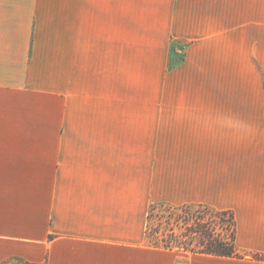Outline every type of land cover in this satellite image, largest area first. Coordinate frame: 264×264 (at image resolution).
<instances>
[{
    "label": "crops",
    "instance_id": "obj_1",
    "mask_svg": "<svg viewBox=\"0 0 264 264\" xmlns=\"http://www.w3.org/2000/svg\"><path fill=\"white\" fill-rule=\"evenodd\" d=\"M138 11L0 0V264H178V250L147 239L154 204L230 210L237 248L264 255V101L125 97L131 60L146 75L155 49ZM156 13L160 59L171 38L194 40L171 75L194 56L221 59L201 48L212 33L202 15ZM188 264L264 260L193 253Z\"/></svg>",
    "mask_w": 264,
    "mask_h": 264
},
{
    "label": "rangeland",
    "instance_id": "obj_2",
    "mask_svg": "<svg viewBox=\"0 0 264 264\" xmlns=\"http://www.w3.org/2000/svg\"><path fill=\"white\" fill-rule=\"evenodd\" d=\"M170 5L177 11L178 22L185 24L190 14L202 15L203 19L209 22L212 29L210 41L205 42L201 48L210 49V56L218 54L221 59L207 60L194 56L191 59L193 64L188 70L170 74L172 68L183 62L188 48L194 42L171 38L168 58L160 59L157 47L161 38L158 31L160 32L161 28L157 25L160 21L155 19L158 15L156 11H168ZM130 6L131 12L144 11L150 19L140 21V26L146 30V35L141 39L155 49L152 55H148V50L146 52V63L151 64L146 67V75H141V69L138 70L139 61L131 60L134 70L131 72L129 89L124 91L125 97L264 101V0H130ZM163 15L165 13L162 12V20L165 19ZM131 23L135 24V21L131 20ZM223 25L224 28H220ZM135 26L137 27V24ZM135 26L133 28L131 24L130 34L131 40L137 41ZM134 54L131 53V58ZM159 66H164L162 73H159ZM114 94H120V91L115 90ZM261 110L264 113V107ZM258 126L255 145L264 146V123H259ZM215 210L218 209L203 204L156 206L150 210L147 239L150 243L160 246L173 243L180 255L178 264H188L193 253L179 250L177 242H190L192 238H196L198 235L191 234V229H206L210 226L218 234H230L231 226L228 221L217 218ZM192 241L194 243L196 240ZM237 250L239 256H254L239 248ZM9 264L22 263L15 260Z\"/></svg>",
    "mask_w": 264,
    "mask_h": 264
},
{
    "label": "trees",
    "instance_id": "obj_3",
    "mask_svg": "<svg viewBox=\"0 0 264 264\" xmlns=\"http://www.w3.org/2000/svg\"><path fill=\"white\" fill-rule=\"evenodd\" d=\"M162 206V204H154L151 206V209L156 206ZM164 206V205H163ZM150 209V210H151ZM217 218L220 220H227L228 225L231 226L230 234L225 236L224 234H218L212 227H207L206 229H201L200 227L191 229V234H195L196 238H192L190 242H177L178 249H183L187 252L192 253H202V254H211L217 256H237L239 253L237 250L236 244V221L232 211L230 210H215ZM151 212L149 211L148 220L150 218ZM197 225V224H196ZM196 240L194 243L192 240ZM150 243V242H149ZM156 247L176 249L173 243L166 244L164 246L152 244ZM255 259L264 260V255L255 254L253 256ZM22 264H37L29 261H20Z\"/></svg>",
    "mask_w": 264,
    "mask_h": 264
}]
</instances>
